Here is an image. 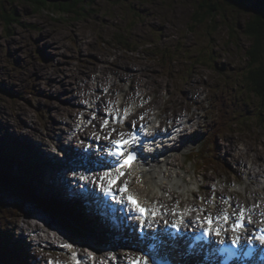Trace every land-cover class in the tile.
<instances>
[{
  "label": "rangeland",
  "instance_id": "1",
  "mask_svg": "<svg viewBox=\"0 0 264 264\" xmlns=\"http://www.w3.org/2000/svg\"><path fill=\"white\" fill-rule=\"evenodd\" d=\"M35 1L0 0V14L16 13L20 21L9 26L0 20V139H3L2 142L14 140L6 134L14 135L22 145L21 156H29V150L24 147H28L29 143L34 146L30 145V152H35L38 157L39 149L35 144H45L48 148L47 143H54L51 139L58 134L57 128L62 127L64 120H69L63 108H74L71 103L73 96L79 98L85 95V89L89 88L84 87L82 81L92 82L91 69L96 70L94 74L102 79L101 69L104 65L107 66V78L110 79L115 74L108 73L109 70L119 67L127 74L135 72L133 90L138 91L139 95L146 93L155 98L153 104L160 106L161 112H165L163 103L168 98L165 95L169 93L172 95L170 105L195 103V100L191 102L183 96L181 91L172 92L176 84L195 88L190 97L196 98L198 102L199 99H207V95L212 93L209 89L230 94H236L241 89L244 97H258L247 86L246 71H249L252 61L249 58V53L254 52L252 44L258 46L254 42L256 38L262 44L258 47L263 48L264 34H261V28H255L258 22L254 21V13L246 10L254 4L261 9L259 12H262L263 20L264 0H84L74 3L71 12L64 14L52 7L65 8L66 3L73 0H44L49 4L39 2V5ZM239 3L242 7L236 6ZM79 8H84L85 14L78 19ZM253 26L255 33H251ZM259 32V38L254 37ZM27 45L32 47L31 55L28 50L30 46ZM34 47L41 51L36 53ZM114 54L121 57L117 61L119 67L117 63L108 65ZM83 56H87L86 59L93 57L94 60L84 63L83 67L77 60ZM139 59L141 61H137ZM262 64L259 62V65ZM129 82L127 80L122 84L124 89H127ZM113 83L120 85V81L115 80ZM25 89L28 91L25 92ZM126 95V92H122L119 96L123 98ZM105 101L104 98L102 103ZM42 104H45L44 109L40 106ZM259 105L264 107L263 103ZM38 113L42 115L40 120H37ZM31 114L34 115L36 128L43 130L26 135L19 117L24 118L22 122L26 124L27 120L31 121ZM70 117H74L72 113ZM12 118L15 119L12 121ZM253 119L261 120L259 115ZM49 121H54L52 125L57 128H46L44 123ZM74 144L68 142L71 148ZM258 155L263 157L262 152ZM27 160L36 165L31 158ZM31 168L28 172L29 180L32 181L33 177L37 178V174ZM16 169L13 164V170ZM0 174H5L1 168ZM40 180L44 178L40 177ZM28 185L31 190H35L31 184ZM2 187L8 200L2 197V203L9 205V211L14 214L15 208L18 210L20 206L23 209L19 205L22 198L14 195L21 190L18 185L12 190ZM23 198L29 203V198L24 195ZM44 200H41L43 204ZM33 206L42 209L40 203L36 202ZM33 206L29 204V208H26L38 217V210L33 209ZM24 219L21 213L16 212L9 222V229L0 231V245L15 255L17 261L26 260L28 264L29 255L23 258L25 251L16 249L12 244V237L16 233L21 235L18 241L27 239V236L32 237ZM90 227L93 228L92 224ZM41 229H36V232ZM99 243L104 244L101 241ZM77 244L84 247L81 242ZM106 246L111 245L106 243Z\"/></svg>",
  "mask_w": 264,
  "mask_h": 264
},
{
  "label": "bare ground",
  "instance_id": "2",
  "mask_svg": "<svg viewBox=\"0 0 264 264\" xmlns=\"http://www.w3.org/2000/svg\"><path fill=\"white\" fill-rule=\"evenodd\" d=\"M86 58H87V56H83V57H81V58L79 57L77 59L78 63L83 67L85 65L84 63H88V62L91 63V61L94 60L93 57H89L88 59H86ZM112 72H114V74H115V77H116L115 80L120 81V85H117L115 83L112 84L111 90H113L115 94L122 91L124 89L122 84L125 81L131 79V81L129 82V84H130L129 90H126L127 95L125 96V99L131 98L134 95V93L132 92V85H133L134 79H136V77H134V76H136V73L135 72H130L128 74L124 73L123 69L120 67L118 68V71H115L113 69ZM112 72H110V73H112ZM101 73H102V79H99L97 74H94L95 80L93 79L91 83H87L86 81H82L84 87H87L89 89H87V90L85 89V95L84 96L82 95L79 98L76 97L75 95L73 96L71 103L75 109L74 112L72 111L73 108L69 109V110L68 109L65 110V113L67 116H70L71 113L74 116V117L70 118L71 123L74 124V127H75V122H76V119H75L76 115H79V116L83 115L85 117V116L91 115V113H92V115L95 116V119H93V116L91 117L92 122L90 123V126L88 123L84 124L81 120V128H79V132H82L83 136L85 138H87V141L85 144L79 138V132L76 135H74V133H72L69 141L73 142L75 144H74L73 148H71L70 146H68L69 141H66L65 136L62 135L64 133L63 132V126L59 127V128L56 127L58 134H56L54 137L51 135V137H53L51 140H53L54 143H52V142L47 143L48 148L45 144L43 146H38V144H35V146H37V148L39 149V157L37 156V154L35 152H33V153L30 152L32 150L30 145L32 147H34L32 144L29 143L28 147L24 146L25 148H27L29 150V156L27 158H31V160L36 163V165H37L36 166L30 160L26 161V156L20 155L22 145L19 143V141H17V139L15 138L14 135H9V133L7 132L6 136H9L14 140L2 142L3 139H0V147L2 148V153H0V154L4 155L1 157V161H0V166H1V164L3 165V166H1V168L4 170V172L6 174H8V176H10L9 172H7L5 170V168L8 167L9 169H11V173L15 177L20 179V173L22 172L21 167L23 166L27 170V172L32 167L31 169L36 172L37 178L33 177L32 181L31 180L28 181V184H31V188H32V186L35 187V190L34 189L33 190L30 189V190L33 191V193L35 192L34 193L35 196L38 195L42 199H45L44 200L45 204H43V203L42 204L44 206H46L47 208H49L47 211L46 209H43V206H42L41 213L38 210V213H39L38 217L36 215L32 214V216L29 218L31 220L24 219V222L27 226V229L30 230L32 233V237L27 236V239L22 238V240H19V241L17 240V238H19V239L21 238L20 233H16L15 236L12 237V244L16 247V249H23L25 251V254L22 255V257L26 259L27 256L29 255L28 264H43V262H39V261L32 263L33 254L31 253V249H37L39 252H41V250H42L41 248H45L44 252L47 253L46 254L47 256L48 255L50 257L54 256L56 258V260L53 259L51 261V264H67V262H68L67 260L64 261V260L58 259V257L63 258V255L60 253L62 251V249L57 250L59 253H57L55 251L53 239H54V236L58 235V233L63 232V235L56 238L55 240L60 242L61 244L71 243L74 245L75 236L71 232L68 231L70 228V224L66 221H62V216L60 215V212L65 214V215H67L68 213L71 214L72 218L77 222L78 227H79V225H81L82 228L84 227L85 229H90L92 231H96V233H98L97 237H104V235H107V234L111 235L112 237H114V235H117L116 232H112V230H110L112 228H110L111 226L108 224V222L106 220L100 219L101 221H100V226H99L97 224H94L95 221L90 217L91 216L90 214H89L90 216H88V214L86 216H84L82 213H84L86 211L84 203L89 208H92V209L94 208V209L98 210V212L100 214L103 212L102 208L104 206H106L108 209H109V207H112L116 210H121V208L118 205H116L112 200H110L107 197H104L103 200H98L96 198V196H102V195L99 194L98 192H96L94 189H91V191L95 193V195L93 193L89 194V197L91 198L92 201H90V200H86L84 202L82 201L83 204H82V202H76V204H77L76 206L80 208L77 211V213L74 212V211H76V209L74 207H70L67 209V207H65V206H67L66 200L65 201H57L58 197H54V199H53V195H54L53 192H51V194H50V189H51L50 182L55 183L54 182L55 176L46 167L48 160L52 161V159L57 155V153L62 154V155L58 154V157H60L59 159H61V158L65 159V161L63 162L65 169L68 168L67 164L73 160L75 153L78 154V160H80V161H85L86 159L89 160V158H88L89 153L86 151L87 150L88 151L97 150L98 145L109 144L110 142L108 140L103 139V137L105 135H108L111 132L112 128L116 129L115 132H111V138L112 139H120V136L118 135V133H124L125 134L124 138H127L128 133H127L126 129H129L127 126L117 129L120 124L115 125V123H110L108 125V127H106V128L103 127L104 119L107 118L106 113L111 112L110 110L113 109V110H115V113H117L121 116L124 115L123 111H118V110L124 108V104L121 106H115V105H112L111 103H107V101L102 103V100L105 98L104 93H100V91L102 89V81L105 80L106 83H111V82L113 83V82H115V80L113 78H111V79L109 77L107 78V76H106V73H107L106 65H104L103 68L101 69ZM120 74H121V76H120ZM122 81H124V82L122 83ZM103 88L107 89L108 88L107 84H104ZM29 90L32 91L31 89H29ZM24 91L27 92L28 89L27 90L25 89ZM165 96H168L167 99L164 98L166 101L170 100L172 97V95H165ZM110 99L115 100L114 103L115 102L118 103V101H119L118 98H115V95H114V97L111 95ZM119 102H121V101H119ZM219 102L221 105L222 100H218V103ZM143 104L144 103L139 104V106H142L141 108L149 109L151 111L150 106H148L146 104H144L145 105L144 106ZM200 109H202L201 106L198 107V110H200ZM88 111H90V112L85 113ZM132 111H133L132 108L131 109L128 108V116ZM204 111H202V115H203L204 119L207 121V118L205 116L206 111L205 112ZM112 114L114 116V113H112ZM30 116H33V117L31 118V121L27 120L26 124H24L22 122L24 120V118H21L18 116L21 119L20 125L23 126V128L25 129L26 135L27 134H34V133H36L37 130L38 131L43 130V129H37L36 128V126L34 124L36 122L33 121L34 115L31 114ZM41 116H42L41 113H40V115L38 113L37 114V117H38L37 120L42 119ZM110 118H112V117H110ZM129 118H131V117H128V119ZM13 119H15V118H12V121H13ZM126 119H127V117H126ZM238 119H240V120H235L234 122L239 123L240 121L242 122L245 120L243 118H238ZM147 120L152 123V128H149L148 130L149 131L154 130L155 125L153 122H155L156 119L152 120V119L147 118ZM56 121H57V119H56ZM137 121L138 120L136 118L132 120L133 123H137ZM53 123H55V122L49 121V122H45L44 124H45L46 128L49 127V128L56 129L55 126L52 125ZM252 123L257 125V123L254 121ZM198 124L200 125V122ZM99 126H101V130H98ZM105 129H107L108 132H106V134L104 135V133H101V131H103ZM86 130H87V132H86ZM237 130L239 132H241L240 129H237ZM220 131L225 132V130H220ZM87 133H88V135H87ZM95 137H96V140L94 141ZM226 137L228 140L227 135H226ZM74 138H76V140ZM218 140L223 142V143L227 142L226 140H223L221 138H218ZM186 141L191 142L193 145V143L197 144L199 142V139L196 138L195 142H192V137H189L188 139H186ZM23 142L27 143L25 140ZM188 144L189 143L183 145L182 147H186ZM90 145H91V147H90ZM240 145H242L243 149L244 148L248 149L249 152L254 151V156L257 158L259 157L258 148L254 149L251 146L250 141L248 139L244 140L243 144L240 143ZM213 155L217 157L216 154H213ZM251 157H252V155H251ZM96 158H99V156L93 157V159H96ZM194 159H196V158H194ZM252 160L255 161L253 159V157H252ZM8 162H9V164H3V163H8ZM89 163L92 164L90 161H89ZM13 164H15L17 171L13 170ZM40 164H42L41 167H39ZM167 165H171V164L170 163L164 164V163H161L159 161H155L154 163L150 164V168L148 170L149 172L146 174V177L144 180L146 185H150L153 188H158L161 191L164 190L166 186L163 183V180L169 178L167 175L168 168H167V170L165 169L166 168L165 166H167ZM253 167H256V166H253ZM47 169H48V171H47ZM255 170L256 169L253 168V172L256 174ZM147 176H149V178H147ZM40 177H41V179L44 178V180H40ZM10 178H11V180L8 178V181H9L8 184L10 185V187H9L10 190H12L13 188H18L17 183H16V179L12 176H10ZM41 181H45V182L42 183ZM56 181H57L58 186H61V184L59 185L60 180L58 179ZM248 182H251V181H248ZM252 184L254 186L253 182H252ZM23 194H25L23 190H20L18 194H14L15 196L22 198L19 205L20 204L22 205V202H25L24 198H23ZM34 195H33V197H34ZM29 196L31 197V195H29ZM33 197H31V199ZM61 197L66 199L64 196H61ZM41 198H39V199H41ZM33 203H36V202L33 200ZM63 205H65V206H63ZM27 207L29 208V204L27 205ZM92 209H89L88 213H90ZM56 210H58V212H56ZM33 211L36 212V210H33ZM225 212H227L228 214L230 213L229 210H227ZM252 212H253V210H252ZM124 214H125L126 218H128L126 211H124ZM15 215H16V212L13 214L10 211H4L3 209L0 211V231H7L9 229V226H10L9 222L12 219V217H14ZM44 217L46 218V220H44ZM252 218H254V217H252ZM5 221H7L8 223H5ZM33 221H35L36 224H33ZM40 222L44 226L43 229H41L43 226L41 225ZM90 224H92V226H93L92 229L90 227ZM72 225H74V224H72ZM119 225H122V224L119 223ZM36 229H41V230L36 232ZM114 229L116 231L122 233L117 228H114ZM26 233L28 234V232H26ZM38 239L41 242L45 243L46 245H41V243L39 242ZM87 239H88V237L83 236L82 234L78 235L76 238V242H81L84 245V248L82 249V256L87 254L86 253L87 252L86 248L88 247ZM175 241H177V239H175ZM99 242L94 243V245L96 246L97 250H100L104 253L107 252L106 249L108 248V246H106V243H109L111 245L110 247H113V248L116 247L117 244L119 243L117 240H113V241L106 240L105 242L102 240L101 242H103L104 244H100ZM75 247H77L78 250L80 251V247H78L77 245H75ZM48 252H51L54 255L51 253H48ZM0 258H1L0 264H27L26 260L17 261V257L15 255H13L10 251H8L2 245H0ZM99 259L100 258L94 259V264H96V262ZM92 262L93 261H87L86 264H93ZM196 262H197V264L203 263L202 259H200V261L197 260ZM184 263L185 262H182V264H184ZM102 264H105V263H102Z\"/></svg>",
  "mask_w": 264,
  "mask_h": 264
},
{
  "label": "snow or ice",
  "instance_id": "3",
  "mask_svg": "<svg viewBox=\"0 0 264 264\" xmlns=\"http://www.w3.org/2000/svg\"><path fill=\"white\" fill-rule=\"evenodd\" d=\"M127 114L128 110L125 109L123 116L119 114L113 116L112 112L106 113V116L112 117L113 123L121 124L123 123ZM93 119H95V116H93ZM109 123V119L105 118L103 127H108ZM129 128L132 129V131L127 134V138H124V133H118L121 138L112 139L111 132H115V128H112L111 132L103 137V139L108 140L110 143L98 145L97 151L103 152L105 155L93 159V157L96 156V153H89L88 158L94 166L93 176L91 178L87 176H80L79 179L89 180L90 183L96 185L99 188L102 196H96L98 200H103L104 197H107L112 201L118 200L119 203L129 206L130 212L135 213V216L132 218L139 219L141 221L142 227L149 217L165 215L166 213H160L155 208L149 209L143 206V203L139 200L138 196L132 193L131 189L129 188L128 180L125 179L126 176L131 175L128 170L133 168V164L137 161L138 154L140 151H142L143 146L141 137L138 135L136 125L129 124ZM139 131H143V126H141ZM176 131L179 132L180 129H177ZM172 138L175 137L173 136ZM140 159H144V157L141 156ZM121 181L123 182L121 183ZM93 194L95 195V193ZM224 202L230 203L227 200ZM256 207H259V205ZM173 215L177 217V220L171 224V227L179 232L180 224H185V226H187L183 218L184 214L180 212H173ZM261 215L264 216V212H262ZM229 221H231V230L233 233L237 234L236 238L232 240V244L237 245L240 239L238 234L246 230V225L252 222V210L237 203L234 214L231 216L227 212H223L221 215L215 217L211 215L205 216L200 222L202 224L206 223L207 227L204 229L201 236L207 237L214 234L215 236L219 237L225 234L228 229L221 227L220 225H227L229 224ZM262 223H264V221H262ZM148 226L151 227V224ZM200 238L201 237H197V239ZM256 238L264 243V229H260V234ZM209 243H212V241H209ZM219 243L223 244L224 241L220 240ZM62 246L67 249L73 248L71 243H65ZM223 251L229 255L233 254L231 249L227 247H225ZM150 255V252H145V254L141 256L131 258L129 260V264H149L148 257ZM72 260L74 264H84V258L77 257L75 253L72 255ZM153 264H157V262L153 260Z\"/></svg>",
  "mask_w": 264,
  "mask_h": 264
},
{
  "label": "trees",
  "instance_id": "4",
  "mask_svg": "<svg viewBox=\"0 0 264 264\" xmlns=\"http://www.w3.org/2000/svg\"><path fill=\"white\" fill-rule=\"evenodd\" d=\"M83 1L84 0H73L70 3H66L65 8H57V7H52V8L55 9L58 13H62V14L69 13V12H71L72 7H74V3H81ZM39 2H41V4H49V2L44 1V0H41V1L36 0L35 1V3H38V5H39ZM231 3L234 4L233 2H231ZM58 4H61V3H58ZM56 5L57 4H51V6H56ZM68 6H70V8H68ZM236 6L242 7V4L239 3ZM82 9H84V8H81V9L79 8L78 12L76 11L77 14L79 15V16H77L78 19L84 17L85 11ZM259 10H261V9H259L257 6H255L253 4V6L249 10L247 9L246 11H250V12L254 13L253 17L256 19L254 21L258 22L257 24L260 26V27H258V25L255 24V28H256V26H257V28H261L260 29L261 34H264V19L262 20V17H263L262 12L260 13ZM260 15H261V18H260ZM17 17H18V15L16 13L15 14L4 13L3 15L0 14V20H2L4 23L8 24L9 26L12 25L13 23H19L20 22ZM251 28H252L251 33H255V31H253L254 26ZM260 32L254 37L259 38ZM254 37H251V38L253 39ZM254 42L256 44H258V46L259 45L262 46L261 42L259 43V41L256 38H255ZM258 46H254V44H252L251 48L254 50V52H250L249 54L251 56H249V55L248 56L252 60L251 64L253 62V65L250 64L249 71L248 72L246 71V77H247V86H249V88L252 89L254 94H256L258 96L257 98L260 100V103L264 104V50H263L264 47L262 48V47H258ZM259 62H261V64L263 62V64L259 65ZM0 153H2L1 147H0ZM2 156H4V155L0 154V161H1ZM5 170L7 172H9L10 169L8 167H6ZM2 175L0 174V186H5L7 189H10L9 188L10 185L8 184L9 181L7 179V177H8L11 180L10 176H8V174H6V173H5L6 176L5 175L2 176ZM4 178L7 180V182H5ZM0 199L2 200L1 195H0ZM2 209L3 208L0 207V211Z\"/></svg>",
  "mask_w": 264,
  "mask_h": 264
},
{
  "label": "water",
  "instance_id": "5",
  "mask_svg": "<svg viewBox=\"0 0 264 264\" xmlns=\"http://www.w3.org/2000/svg\"><path fill=\"white\" fill-rule=\"evenodd\" d=\"M50 1H58V0H50Z\"/></svg>",
  "mask_w": 264,
  "mask_h": 264
}]
</instances>
